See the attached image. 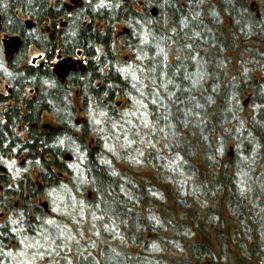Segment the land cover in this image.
I'll list each match as a JSON object with an SVG mask.
<instances>
[{"label":"trees","instance_id":"16d2710c","mask_svg":"<svg viewBox=\"0 0 264 264\" xmlns=\"http://www.w3.org/2000/svg\"><path fill=\"white\" fill-rule=\"evenodd\" d=\"M0 14V264L11 236L39 239V264H264V0H81L69 12L63 0H0ZM61 18L56 45L39 28ZM115 23L128 28L122 59ZM4 36L21 39L9 59ZM84 36L75 83L27 63L31 51L73 56ZM115 95L148 119L128 122ZM8 156L23 157L14 180ZM56 193L72 218L49 226L39 200ZM83 224L72 236L86 243L68 247L63 226Z\"/></svg>","mask_w":264,"mask_h":264},{"label":"rangeland","instance_id":"374dc122","mask_svg":"<svg viewBox=\"0 0 264 264\" xmlns=\"http://www.w3.org/2000/svg\"><path fill=\"white\" fill-rule=\"evenodd\" d=\"M134 9L136 11H140V9L137 7H135ZM122 28L123 29L125 28V30L126 29L128 30V28L125 25L118 24L117 25V33H118V31L122 32V30H123ZM125 33L128 34V31H125L124 34ZM3 40H4V37H1V41H3ZM119 43H121V42H119ZM119 43H118L116 50H118L119 57L121 56L120 59H122V56L128 57L129 55L125 52V48H123L122 45H120ZM142 44H140V45L142 46ZM160 52L163 53L162 50H160ZM139 59H140V57H138V55L134 56V60H135L134 63L135 64L129 65L128 67L126 66L125 71H122V72H124L123 73L124 77H126V76H130V77L133 76L134 77V75H135L134 72H132V75H131L132 67L135 68V66L136 67L138 66ZM168 60L170 61L169 63L173 62L172 57H168ZM45 61L46 60L44 58H41L40 53H38L36 51L30 52L28 65H30L31 67L37 68L40 64H45ZM124 65H128V64H123V66ZM138 88H140V86ZM5 92H6L5 83L0 80V97H4ZM100 96H102V94ZM245 98H246V96H245ZM101 99L104 100L105 98L101 97ZM131 100H133V102H134L133 106L131 105V103L126 104V97L121 98V97H117V95L112 97L113 106L116 107V105H117L116 108L119 111V114H121V116L124 119H126L128 122H130L133 119V120H135L136 124L141 123V122L144 123L146 121V120H144L146 118L145 113H144V112H146L144 110L145 107H142L140 102L135 103V101H139V100H134L133 98ZM93 105L94 104H90L88 102V104L86 106V111L88 110V112H87L88 113V121L91 124V119H92L93 124L98 125L100 122L98 121L97 114H95V113L93 114V112L95 111V106H93ZM101 116H100V118H101ZM41 124L54 127L53 118L48 114H43ZM43 131L45 132L46 129ZM93 135H94V133H93ZM92 137L96 138L94 136H92ZM66 160H67L68 164H70L71 170L73 169L74 171H76V167L78 165L74 161L75 159H72V158H70V156L67 155ZM16 162L19 164V161L16 160ZM15 165H17V164L7 162V165L4 166V167H6V170H8L6 173L7 176L8 177L12 176L13 180L17 177V175H19V172L15 169ZM77 172H79V169L77 170ZM0 174H4V173H0ZM56 194H57L56 196H53V194H52L49 197H47L46 199H40L39 202L44 203V205H45L44 208L42 206L41 207L43 208V210L48 212V215H51L50 218H52V219L56 220V217L60 216V217H64L62 220H66L68 222H69V220L71 221V218H72L70 216L71 214L66 212L67 211V209H66L67 202H66L64 196L59 195L58 193H56ZM73 199H74V197H73ZM70 201H71V199H70ZM73 201L74 200H72V202ZM35 202L38 203V199H35ZM85 211L83 213V216L86 213ZM4 219L6 220V217ZM2 220H3V218H0V221H2ZM53 221L51 220V222H53ZM56 223L57 222H55V224ZM85 223H88V222L86 221ZM73 224H76V223H72L70 226H73ZM63 230L64 231L61 234V239L62 240L66 239L68 241V244H66V245H68V247L73 245V249H74L75 246L78 247L81 245L80 247H82V245H84L86 243L83 240V238H81V239L76 238L75 239V237L72 236L73 233L78 234L79 232H82L84 234L85 233V225L84 224L82 225V229H80L77 232H76V230H73L71 228H67L65 226H63ZM72 231H75V232H72ZM11 237H12V239L9 240V244L11 246L12 251H14L15 254L13 255L14 257H12V261H10L9 264H39L38 262H41L43 255L40 256L39 254H33V252H35L37 249L42 248L41 246L36 245V244H40V241H38V240L35 241L34 239L33 240L32 239H30V240L22 239V241L19 242L17 237L16 238H15V236H11ZM41 243H42V241H41ZM62 243H64V242H61V244ZM52 244H53V246H55L54 242ZM66 245H64V246H66ZM62 250L65 251L63 247H62ZM92 250H95V249L92 248ZM16 252H17V254H16ZM67 264H74V263H67Z\"/></svg>","mask_w":264,"mask_h":264},{"label":"flooded vegetation","instance_id":"af4514ba","mask_svg":"<svg viewBox=\"0 0 264 264\" xmlns=\"http://www.w3.org/2000/svg\"><path fill=\"white\" fill-rule=\"evenodd\" d=\"M52 3H55V0H52ZM63 4L65 6V9L69 12L73 6L77 7L79 4H81V0H63ZM32 27V24L30 25ZM67 27L66 21L64 19L56 20L55 22L45 21L41 23V26L39 30L43 32L46 35H50L54 38L56 41V45L59 42L60 34L63 33V29ZM94 31L97 30L96 28L100 27L99 24H94ZM102 33V31L97 32ZM122 38V32L118 31L117 33V23L114 24L113 33H112V49H117V42L120 41ZM88 37L84 36L82 38V46L75 47V50L73 56H64L59 50H56L55 56L53 58H49L46 53L43 51H38L40 53L41 58H44L45 64H40L37 69L38 70H48L51 72V74L55 77L57 81L60 82L61 85H65V83L69 81H73L74 83L77 82L75 77L84 75V73L87 72V69L89 67L88 60L86 58V55H84V51L82 49H90L88 46ZM118 40V41H117ZM55 49H62L60 47ZM81 49V50H80ZM93 49H103L101 46H96ZM68 61L69 64L67 65H61L62 62ZM74 63L75 67L73 69H69V65ZM60 64L59 68L57 66ZM82 68V69H81ZM77 94V93H76ZM101 97L105 98V95H102ZM117 107V105H116ZM117 110V108H116ZM88 110L84 113V118H88ZM83 118V119H84ZM42 123V122H41ZM43 129H47L48 131H51V126L42 125ZM22 137V136H21ZM25 137V136H24ZM23 137V138H24ZM23 161V157L18 158V161ZM6 163H15L16 159L14 160L13 157L8 156L5 160ZM8 171V170H7ZM7 173V172H6Z\"/></svg>","mask_w":264,"mask_h":264},{"label":"water","instance_id":"95a60500","mask_svg":"<svg viewBox=\"0 0 264 264\" xmlns=\"http://www.w3.org/2000/svg\"><path fill=\"white\" fill-rule=\"evenodd\" d=\"M20 46H21V41L19 37H5V39L3 40L4 56L7 58L14 56L17 53ZM66 64L68 65L69 62L65 61L61 63V65H66ZM59 66L60 64L57 66V68H59ZM74 67H75L74 63L69 65V69H73Z\"/></svg>","mask_w":264,"mask_h":264},{"label":"bare ground","instance_id":"6f19581e","mask_svg":"<svg viewBox=\"0 0 264 264\" xmlns=\"http://www.w3.org/2000/svg\"><path fill=\"white\" fill-rule=\"evenodd\" d=\"M2 22V16H1V14H0V23ZM3 53H4V51H3ZM28 63V62H27ZM142 107H145L144 108V110L146 111V112H144L145 113V116H146V118L144 119V120H147L148 119V116L150 115V108L147 106V105H142ZM142 111V110H141ZM91 123L93 124V121H92V119H91ZM93 129H96L95 127H93ZM11 157V156H10ZM2 164H4V165H2L1 167H3V166H5V165H7V163H6V161H3V163ZM51 220L53 221V219H51V218H49L48 219V223H46L45 222V224H47V225H49V224H51V225H56L55 224V221H53V222H51ZM50 226V225H49ZM39 240V239H38ZM22 250V249H21Z\"/></svg>","mask_w":264,"mask_h":264}]
</instances>
